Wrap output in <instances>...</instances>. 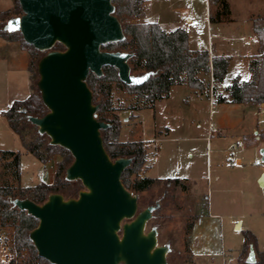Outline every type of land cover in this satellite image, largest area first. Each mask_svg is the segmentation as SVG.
Listing matches in <instances>:
<instances>
[{"label": "water", "instance_id": "obj_1", "mask_svg": "<svg viewBox=\"0 0 264 264\" xmlns=\"http://www.w3.org/2000/svg\"><path fill=\"white\" fill-rule=\"evenodd\" d=\"M19 3L23 13L9 18L3 28L20 31L26 42L46 52L38 61L37 85L49 110L28 119L51 144L71 152L74 160L66 178L84 186L76 197L53 192L43 203L14 199L39 220L30 232L38 254L53 264H168L169 245L159 243L157 227L147 229L159 203L140 210L139 196L123 183L133 159H113L106 150L102 129L109 123L98 119L99 104L87 83L90 72L101 76L105 65L115 66L129 85H141L153 73H132V52L102 49L126 37L113 0ZM58 42L65 49H55ZM261 153L264 159V149ZM259 183L264 185V172ZM257 261L250 244L246 264Z\"/></svg>", "mask_w": 264, "mask_h": 264}, {"label": "rangeland", "instance_id": "obj_2", "mask_svg": "<svg viewBox=\"0 0 264 264\" xmlns=\"http://www.w3.org/2000/svg\"><path fill=\"white\" fill-rule=\"evenodd\" d=\"M14 3V0H0V11L11 8ZM195 3L198 12L204 15L206 0H196ZM233 6L239 20L252 13L264 14V0H233ZM259 16L264 15L256 17ZM140 17L127 20L141 22ZM201 34L205 39L201 45H207L206 26ZM245 42L249 41L246 39ZM9 70L7 60L0 59V150L21 152V182L24 186H34L43 182L45 166L27 150L4 115V110L12 105L11 96L14 95L9 84L14 72ZM200 77L203 81H210L211 71ZM234 79L215 82L216 93L229 96ZM222 82L228 85L226 89L221 88ZM188 85L176 87L171 99L158 103L157 109L123 87L113 85L114 108L122 118H127L123 119L118 138L144 140L148 155L146 168L139 176L160 179L149 190L133 192L139 196L140 210L159 203L147 229L157 227L159 243L169 245L168 264H220L222 251L227 256L236 257L232 264H242L243 261L246 264L250 248L243 251L245 230L252 231L257 237L258 249H264V186L252 187L247 181L254 180L258 174L256 170L261 169L252 166L251 161L255 154L263 157L260 149H264V140L255 139L254 144L243 147L238 153L244 156L241 166H235L232 161L218 167L215 162L217 157L229 153L227 148L233 139L252 133L253 127H264V111L257 113L250 104L244 107V114H240L238 110L218 103L210 110V100L206 96L195 109L192 102L191 105L187 102L191 99L187 96L191 92ZM27 90L31 92L29 86ZM181 112L185 115V122L179 120L178 113ZM139 114L140 117L136 118ZM210 124L214 135L220 130L226 133L227 137L219 140L222 150L216 149L215 141L208 149V142L200 138L207 134ZM250 136L253 140V134ZM31 137L32 131L28 135ZM11 161V158H0V185L18 184ZM184 176H190L199 200L191 190L184 191L179 185L166 187V178ZM198 201L200 206H197ZM240 218L243 229L240 225L236 229L234 222Z\"/></svg>", "mask_w": 264, "mask_h": 264}, {"label": "trees", "instance_id": "obj_3", "mask_svg": "<svg viewBox=\"0 0 264 264\" xmlns=\"http://www.w3.org/2000/svg\"><path fill=\"white\" fill-rule=\"evenodd\" d=\"M14 5L6 10L0 11V37L8 40H18L23 49L29 52L30 60L28 69L31 74V93L24 100H16L4 110L10 127L21 137L27 150L35 155L43 163L49 161L55 155L61 158L52 182H40L34 186H22L21 181V152L14 150H0V158H11L14 165L17 185L4 183L0 185V224L13 225V241L16 251L20 257L17 264H53L48 259L40 256L30 232L37 227L39 220L20 209L14 204L15 198H30L37 203H43L53 192L62 193L65 197H76L84 188L81 180H68L66 169L73 162L71 152L61 146L50 143L47 134L38 132V127L33 124L28 115L43 116L48 112L44 104L41 92L38 88L39 79L38 61L46 54L32 44L25 41L20 31L9 32L3 28L6 21L23 13L19 0H14ZM116 7L115 14L121 20L125 39L118 42L107 43L102 49L109 51H129L133 53L130 58L132 73L143 74L147 71L153 73L147 81L141 85H129L124 83L119 75L118 69L112 65L103 67V74L96 75L90 72L87 83L93 92L94 103L99 104L98 119L106 121L109 126L102 129V137L106 150L113 159L118 157H131V164L125 169L122 181L130 190L141 192L149 190L160 181L150 176H139L146 168L147 147L143 140L121 141L118 137L123 128L124 118L114 108L112 99V87L114 84L123 87L137 98L144 99L153 108L157 100L168 97L171 87L184 81L196 89H204V81L199 73L213 71L216 81H223L226 76L229 61L225 57L210 58L208 50H193L189 47V35L184 28L167 31L156 22H131L128 20L138 18L143 12L144 0H113ZM223 7L230 12L229 3L222 0ZM128 19V20H127ZM255 28L262 37L264 43V16L256 17ZM55 49L63 50L65 46L58 42ZM256 68V79L251 82L239 83L234 79L231 85L230 95L216 94L217 102L227 101L231 98L234 103H249L256 106L264 103V53L252 61ZM25 109V110H24ZM136 115V118H139ZM32 131V137L28 138ZM264 140V134L262 136ZM255 140H249L252 145ZM133 176H135L133 178ZM166 187L181 186L187 190V185L179 178H166ZM245 243L243 251L254 244L258 264H264V249H258L257 237L250 231L245 230ZM242 264H245L243 261Z\"/></svg>", "mask_w": 264, "mask_h": 264}, {"label": "crops", "instance_id": "obj_4", "mask_svg": "<svg viewBox=\"0 0 264 264\" xmlns=\"http://www.w3.org/2000/svg\"><path fill=\"white\" fill-rule=\"evenodd\" d=\"M195 1L196 0H144V10L142 16L140 17L141 22L159 23L167 31H172L177 28H184L188 32L189 47L191 49L208 50L211 59L213 57H225L228 59L229 64L226 76L223 79L224 81H230L233 78L238 79L239 83L254 81L256 79V68L252 65V61L259 57L262 47L264 46V44H262V37L256 31L254 19L257 15L264 14L252 13L243 20H239L235 16L233 0H226L229 3L230 12H227L225 7H223L222 0H206L205 14L202 15L198 12ZM204 26H206L207 29V45H201L205 41L201 34ZM246 39L249 41L248 43L245 42ZM241 40L244 42H240ZM21 58H23L22 62L20 61ZM0 59L7 60L10 67L9 71L14 72L12 74L13 77L10 76L9 80L11 92H14V95L11 96V100L14 102L16 100L26 99L31 93L27 92L28 86L31 90V74L28 69L30 60L29 52L22 48L20 41L8 40L4 37H0ZM201 74L205 73H199V77ZM186 85H188L187 81H184L181 84L173 85L171 87L169 96L161 100H157L153 108L157 109L158 103L171 99L176 87ZM204 85L205 88L202 90L191 87L190 94H187V96L191 98L187 99V102L190 105L192 102V107L195 109L204 96L208 97L210 100L209 79H204ZM216 103L229 106L234 110H238L240 114H244V107L250 105L249 103L246 104L231 102V98H228L227 101ZM262 105L264 107V103H262ZM254 107L258 113V105ZM178 114L179 120L185 122L186 118L184 113L181 112ZM126 119L127 118H124V120ZM166 128L170 129L169 126ZM252 131V133H244L241 139H233L230 147L227 148L229 153L224 155V157H217L215 162L216 166L220 167V165H224L226 162L232 161H234L235 166L243 165L244 156L239 155L238 153L243 149V147L251 146L248 144V141L252 140L250 135L253 134V140H260L264 134V127L261 129L253 127ZM214 133L215 132H213L210 142L207 140L209 128L207 134L201 136L200 138L205 139L208 142V149L210 148V144L215 141L216 149L222 150L221 142L219 140L221 138H226V133L223 130L218 131L215 135ZM255 135H257L256 138ZM121 141L132 140L121 139ZM238 142H241L242 145L237 148H233V146ZM256 157H259V155H254L251 161L252 166L257 167V169L258 167H261V169L256 170L258 174L254 180L248 179L247 181L250 183V185H252V187H263L264 185H260L259 182L261 175L264 172V159L262 157L263 162L262 164L258 165L254 163V159ZM60 158L61 157L59 155H55L49 161L43 163L45 166L44 180H42L43 182H52ZM179 179L182 183L187 185V190H191L194 196L197 194H195L193 191L192 180L190 176L179 177ZM20 183L22 186H24L21 181ZM196 198L198 199L197 195ZM197 206H200L199 201ZM237 223H240V229H243V221L241 218L234 222V228L237 227Z\"/></svg>", "mask_w": 264, "mask_h": 264}, {"label": "built area", "instance_id": "obj_5", "mask_svg": "<svg viewBox=\"0 0 264 264\" xmlns=\"http://www.w3.org/2000/svg\"><path fill=\"white\" fill-rule=\"evenodd\" d=\"M264 53V49L261 50L260 54ZM215 82H218L215 80L213 71L211 70V78H210V110L214 109V105L217 102L216 101V89H215ZM227 84L225 82L221 83V88L226 89ZM264 107L262 103L258 104V113L263 112ZM213 125L210 124L209 126V134L207 136L208 142H210L211 137L213 135V130H212ZM242 143L238 142L233 146V148H237L241 146ZM263 159L262 157H256L254 159L255 164H262ZM12 226L10 225H2L0 224V264H17V262L20 261V257L16 251V248L14 246V241H13V235H14V228L11 229ZM236 257L233 255L227 256L226 254L223 253L221 262L220 264H232L235 262Z\"/></svg>", "mask_w": 264, "mask_h": 264}, {"label": "flooded vegetation", "instance_id": "obj_6", "mask_svg": "<svg viewBox=\"0 0 264 264\" xmlns=\"http://www.w3.org/2000/svg\"><path fill=\"white\" fill-rule=\"evenodd\" d=\"M221 255H223V251H222ZM221 258H222V257H221Z\"/></svg>", "mask_w": 264, "mask_h": 264}, {"label": "bare ground", "instance_id": "obj_7", "mask_svg": "<svg viewBox=\"0 0 264 264\" xmlns=\"http://www.w3.org/2000/svg\"><path fill=\"white\" fill-rule=\"evenodd\" d=\"M240 225V223L237 225V227Z\"/></svg>", "mask_w": 264, "mask_h": 264}, {"label": "snow or ice", "instance_id": "obj_8", "mask_svg": "<svg viewBox=\"0 0 264 264\" xmlns=\"http://www.w3.org/2000/svg\"><path fill=\"white\" fill-rule=\"evenodd\" d=\"M10 30H11V26H10Z\"/></svg>", "mask_w": 264, "mask_h": 264}]
</instances>
